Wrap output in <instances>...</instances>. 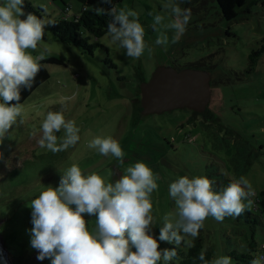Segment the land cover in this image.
<instances>
[{
    "label": "rangeland",
    "instance_id": "374dc122",
    "mask_svg": "<svg viewBox=\"0 0 264 264\" xmlns=\"http://www.w3.org/2000/svg\"><path fill=\"white\" fill-rule=\"evenodd\" d=\"M65 1L72 6L71 14L81 8L78 1ZM31 2L36 8L45 10V19L62 17V0ZM165 3L167 0H121L116 5L117 9L139 13V21L145 28V42L153 49L150 58L147 50L139 59L128 57L124 49L111 42L108 33L98 38L108 51L98 48L94 55L83 53L74 44L56 40L51 31L35 51L28 50L38 55L47 49L45 57L55 53L64 64H47L48 80L21 103L22 116L17 118L3 141L8 167L23 163L26 165L24 175L30 178L43 175L18 196L33 197L49 185L58 187L61 175L73 164L85 174L95 172L114 183L127 174L128 167L144 162L158 177V188L151 195L156 235L163 226V217L175 216L169 185L181 176H206L215 182L216 190L244 176L255 193L248 209L256 210L254 199L264 189V55L260 59L261 55H255L257 63L252 67L249 55L263 43L264 6L240 11L236 19L228 21L212 0H175L181 8L191 9V18L178 42H171L173 33L168 31L170 42L165 47L156 45L159 33L151 27L155 15L170 19L163 8ZM108 57L117 65L116 69L104 65ZM172 63L184 66L193 63L208 70L211 78L214 76L208 106L210 113L195 114L182 109L161 114L141 113L135 122L133 109L139 105L135 97L140 90L139 74L148 80L157 66ZM63 97L74 98L63 101ZM64 104L67 105L65 119L75 120L80 128V140L67 150L53 154L38 144L41 125L49 111H59ZM55 134L59 143L64 130ZM97 136H111L119 142L124 152L122 163L111 154L103 156L97 149L88 147ZM29 162L32 165H27ZM31 201L15 207L21 210L18 218H26L28 223H31ZM12 204L0 205V221L4 220L0 225V240L9 264L15 257L5 248V236L9 243L23 248L22 264H51L47 258L37 260L38 253L30 246L32 223L12 225V220L17 219L13 217ZM7 209L8 216L2 218V211L6 214ZM84 218L89 227L95 226V216L85 214ZM244 232L249 234L244 224L237 223L234 218L218 222L209 216L199 236L203 233L206 240L209 233L208 245L214 259L227 256V251L242 240ZM255 238L259 246H264V224L258 228ZM185 239L188 243L193 238ZM167 245L161 243L160 247Z\"/></svg>",
    "mask_w": 264,
    "mask_h": 264
},
{
    "label": "clouds",
    "instance_id": "9594fccd",
    "mask_svg": "<svg viewBox=\"0 0 264 264\" xmlns=\"http://www.w3.org/2000/svg\"><path fill=\"white\" fill-rule=\"evenodd\" d=\"M101 3L110 6L95 11L111 16L107 24L111 42L124 49L128 57L139 59L147 50L150 58L153 49L145 42V28L139 21V13L117 9L112 0H101ZM24 5L25 0H0V161L6 167L8 159L3 141L22 116V91L32 88L48 51L32 55L28 50L35 51L45 28L53 25L50 19L25 12ZM163 8L170 19L155 15L151 27L159 33L156 45L166 47L170 42L169 30L173 33L172 43L178 42L185 33L191 9L181 8L175 0H167ZM66 110L64 104L59 111H49L41 125L38 144L53 154L67 150L80 140V128L75 120L65 119ZM61 129L64 136L58 143L55 133ZM88 147L123 162L124 152L111 136H97ZM126 172L110 183L95 172L83 173L73 164L61 175L58 187L49 185L40 192L30 203L33 225L30 246L37 251V260L47 258L51 264H159L163 260L170 264L177 257L176 247L161 248V243L179 246L186 243V237L197 238L209 216L218 222H223L225 217L241 216L252 206L251 197L255 195L244 176L232 179L220 190L206 176H181L169 185L175 216L165 215L156 235L151 195L158 188V177L144 162H136ZM85 214L95 216V226L89 227ZM199 260L202 264H232V258L226 255L208 261L204 251L199 254ZM250 264H264V255L255 256Z\"/></svg>",
    "mask_w": 264,
    "mask_h": 264
},
{
    "label": "trees",
    "instance_id": "16d2710c",
    "mask_svg": "<svg viewBox=\"0 0 264 264\" xmlns=\"http://www.w3.org/2000/svg\"><path fill=\"white\" fill-rule=\"evenodd\" d=\"M27 4L32 9L33 13L40 18L45 19V10L43 8H36L31 0H26ZM81 4V8L78 9L74 14H71V4L67 3L65 0H62L64 7L61 9L62 14L64 16L60 18H52L49 17L50 20L53 21L52 26H48L44 30L43 39L47 36L49 31L52 32L53 37L56 40L62 42H68L80 47L83 53L88 55H94L95 50L98 48H103L108 51L106 46L98 42V38L102 37L107 33V24L111 21V16L104 14H97L95 11L96 8H108L110 7L107 4H102L101 0H75ZM121 0H112V4L117 5V3ZM217 7L219 8L224 19L228 21H232L236 19L238 13L240 11H252L251 9L258 5L264 6V0H212ZM71 14V15H70ZM255 55H261L258 59L264 55V39L260 48H257L251 52L250 59L252 61L251 67L257 63V58ZM256 56V57H257ZM105 66L117 68V65L112 61L110 57L105 59ZM43 65V69L37 75L35 82L30 90H24L21 94V101L23 103L31 93L40 86L43 82L48 80L49 78V70L47 64H64L62 58L55 53H51L43 61H41ZM177 69H183L189 66L179 65L172 63L170 64ZM198 68V67H196ZM249 72L250 69L248 68ZM140 75V81H144V77ZM214 76L211 78V88L214 84ZM135 97H138L139 105H136L133 109L134 112V120L138 122L141 116L142 107L139 99V89L137 90ZM182 110L189 111L195 114H207L210 113L211 109L207 107V109L203 112H196L194 110L183 108ZM191 134V133H190ZM188 135V134H187ZM190 136V135H188ZM27 165H32L30 162ZM26 165L23 163L21 165H16L12 168L6 167L2 161H0V205H7L9 203L12 204V213L13 217L17 219H13L14 221L12 225H31L28 223L26 218L21 219L18 218L21 214V210L15 209V207H20L22 202H27L28 200H33L38 197L39 194H35L33 197L22 194L18 196L24 188L28 187L30 184L39 181L43 175H39L36 178H30L28 175H24V168ZM221 188H217L220 190ZM24 196V197H23ZM23 197V198H22ZM254 204L256 210L246 209L245 212L239 217H225V218H234L237 223L244 224L245 228L249 230V234L244 232L242 234V240L237 242V247H232L227 251V256L232 258V264H250L251 260L255 258L258 254H263V245H258L256 242V232L258 228L263 226L264 224V189H262L258 194L256 199H254ZM8 207H5V209ZM2 211V218L8 216V209ZM6 225V224H5ZM25 229V228H23ZM5 231V229H4ZM6 235V234H5ZM204 235L201 233L195 239H192L188 243H182L179 246L174 244H168L166 248L176 247L177 257H175L170 264H202L199 260V254L201 251L205 252V258L208 261L213 259L214 253L211 247L208 245L209 242V233L207 234V238L202 237ZM6 241V247L8 248V252L15 257L13 260L14 264H22V251L23 248L19 249L12 243L7 241L6 236L4 237ZM188 244L192 246L189 247ZM259 252V253H258ZM19 261V262H17ZM159 264H165L163 260L159 262Z\"/></svg>",
    "mask_w": 264,
    "mask_h": 264
},
{
    "label": "water",
    "instance_id": "95a60500",
    "mask_svg": "<svg viewBox=\"0 0 264 264\" xmlns=\"http://www.w3.org/2000/svg\"><path fill=\"white\" fill-rule=\"evenodd\" d=\"M24 10L33 13L26 0ZM139 88L143 115L161 114L183 108L203 112L212 97L210 72L194 67L177 69L172 65H159L148 80L141 81ZM3 222L4 220H1L0 225ZM5 248L8 251L6 245ZM0 264H9L1 240ZM10 264H14L13 260Z\"/></svg>",
    "mask_w": 264,
    "mask_h": 264
},
{
    "label": "flooded vegetation",
    "instance_id": "af4514ba",
    "mask_svg": "<svg viewBox=\"0 0 264 264\" xmlns=\"http://www.w3.org/2000/svg\"><path fill=\"white\" fill-rule=\"evenodd\" d=\"M189 67H194V68H196V66H194L193 63H190V64H189ZM144 80H147V79H144ZM139 82H140V80H139ZM139 91H140V90H139ZM140 97H141V95H139V99H140ZM137 98H138V97H137ZM140 104H141V103H140Z\"/></svg>",
    "mask_w": 264,
    "mask_h": 264
},
{
    "label": "crops",
    "instance_id": "0c3cea01",
    "mask_svg": "<svg viewBox=\"0 0 264 264\" xmlns=\"http://www.w3.org/2000/svg\"><path fill=\"white\" fill-rule=\"evenodd\" d=\"M62 11V10H61ZM62 13V12H61ZM65 14H62V16H64ZM71 15V14H70Z\"/></svg>",
    "mask_w": 264,
    "mask_h": 264
},
{
    "label": "built area",
    "instance_id": "2783aa9c",
    "mask_svg": "<svg viewBox=\"0 0 264 264\" xmlns=\"http://www.w3.org/2000/svg\"><path fill=\"white\" fill-rule=\"evenodd\" d=\"M260 255H263V254H260Z\"/></svg>",
    "mask_w": 264,
    "mask_h": 264
}]
</instances>
